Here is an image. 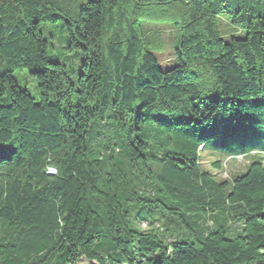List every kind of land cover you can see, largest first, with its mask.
I'll use <instances>...</instances> for the list:
<instances>
[{
	"label": "trees",
	"instance_id": "1",
	"mask_svg": "<svg viewBox=\"0 0 264 264\" xmlns=\"http://www.w3.org/2000/svg\"><path fill=\"white\" fill-rule=\"evenodd\" d=\"M260 130L264 0H0V264H264Z\"/></svg>",
	"mask_w": 264,
	"mask_h": 264
},
{
	"label": "rangeland",
	"instance_id": "2",
	"mask_svg": "<svg viewBox=\"0 0 264 264\" xmlns=\"http://www.w3.org/2000/svg\"><path fill=\"white\" fill-rule=\"evenodd\" d=\"M154 29H158L162 31L163 34V41L165 43V51L159 54V58L164 66L168 65L169 62L173 59L172 54V41L173 37L175 36V29L169 25H162V26H155ZM56 47L50 49L51 57L58 55L62 60H64L68 66L70 72H77L79 70V66L81 64L82 58L79 56L75 51H69V48L64 45L63 42L57 41ZM16 79L18 83L27 88L32 96L39 100V90H38V82L35 77L31 74V71L25 68L17 69L15 71ZM54 98V93L51 94V99ZM260 137L257 140V143L261 146H264V131H258ZM202 157V167L208 170H213L218 174L220 178H224L225 176L231 174V169H240L243 162L238 161L235 162L231 160L230 165L227 164V167L222 168V170H214L212 166V161L214 157L208 153L207 151L203 152ZM231 164L233 166H231ZM235 166V167H234ZM234 168V169H233ZM227 170V172H226ZM79 264H96L95 262H90L86 260H82Z\"/></svg>",
	"mask_w": 264,
	"mask_h": 264
},
{
	"label": "built area",
	"instance_id": "3",
	"mask_svg": "<svg viewBox=\"0 0 264 264\" xmlns=\"http://www.w3.org/2000/svg\"><path fill=\"white\" fill-rule=\"evenodd\" d=\"M49 171H50V173H55L56 172L54 168H49Z\"/></svg>",
	"mask_w": 264,
	"mask_h": 264
}]
</instances>
